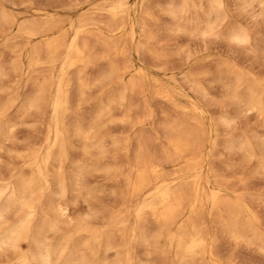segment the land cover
<instances>
[{"label":"rangeland","instance_id":"rangeland-1","mask_svg":"<svg viewBox=\"0 0 264 264\" xmlns=\"http://www.w3.org/2000/svg\"><path fill=\"white\" fill-rule=\"evenodd\" d=\"M117 1L0 0V185L8 184L1 204L22 177L41 185L5 208L0 234L24 217L22 202L35 205L29 238L0 248V263L32 260L38 252L32 235L60 207L58 229L46 238L57 248L53 264L71 251L89 264H264V112L248 100L252 81L264 90V0H222L218 12L210 0H123L127 11L113 17L109 7ZM82 20L87 24L75 41L87 44L83 62L68 49ZM30 24L41 32L26 33ZM60 34L66 44L55 58L42 49L44 57L33 64L32 48ZM69 54L75 64L67 62ZM45 83L46 98L34 104ZM194 117L203 130L182 161L197 158L198 165L180 170L170 138L178 129H196ZM139 157L165 169V185L188 184V198L199 178L206 224L201 255L187 256L150 210L137 211L160 181L125 200ZM59 173L67 184L62 194ZM215 188L223 202L213 209L208 195ZM193 200L185 201L180 220L197 218Z\"/></svg>","mask_w":264,"mask_h":264},{"label":"bare ground","instance_id":"bare-ground-1","mask_svg":"<svg viewBox=\"0 0 264 264\" xmlns=\"http://www.w3.org/2000/svg\"><path fill=\"white\" fill-rule=\"evenodd\" d=\"M187 1V0H185ZM184 1V3H186ZM211 1V8L215 11L221 9L222 7V0H210ZM209 1V3H210ZM182 2V1H181ZM176 4V3H175ZM181 4V3H180ZM186 5H183V7ZM176 7V6H175ZM110 12L112 14L113 17H116L119 15V13L122 12H126L127 11V3L123 0L117 1L114 4H112L110 7ZM171 8V6H170ZM195 8V7H194ZM169 9V8H168ZM178 11V10H177ZM109 12V13H110ZM213 12V11H212ZM218 12V11H217ZM171 13H173L174 15L177 16V13L175 9L172 8ZM125 14V13H124ZM173 14H171L172 16H174ZM187 14V13H186ZM216 15V14H215ZM175 16V17H176ZM199 16V15H198ZM6 17V16H5ZM4 18V17H3ZM119 18V17H118ZM124 19V18H123ZM1 20V19H0ZM85 21L82 20V24H80L79 28H77V30L75 31V35L72 41L69 42L68 44V49L71 52L75 53V56L80 57L82 56V62L86 58V53L84 52L85 50V46L87 44H83V46L79 43H77L75 41L76 37L79 35L80 33V28L85 26ZM87 24V23H86ZM112 24V23H111ZM117 24V23H116ZM114 25V24H113ZM210 25L204 29V32H206L207 30H211L210 29ZM118 26V25H117ZM120 26V25H119ZM8 27V26H7ZM113 27V26H111ZM6 28V27H5ZM128 28V27H127ZM194 28V27H193ZM25 32L28 33L31 36L37 35L40 31L37 29L36 26L34 25H28L25 27ZM43 31V30H42ZM5 32V31H4ZM41 32V31H40ZM44 32V31H43ZM127 32V31H126ZM208 32V31H207ZM83 33V32H82ZM203 33V31H202ZM244 34V33H243ZM65 35V34H64ZM60 34V35H56L54 37H51L49 39H46V43H45V47L42 46H34L32 48L31 51V60L33 62V64H36L39 62L40 60V55L42 54L43 57L45 55V52L49 55L50 58L53 59V57L56 55L58 49H60L61 47H63L66 44V37ZM83 35V34H82ZM128 35V34H127ZM247 35V34H244ZM245 36L241 35V34H235L232 36L233 39L238 40V41H243L245 38ZM248 38V37H247ZM8 42V41H7ZM21 42V41H20ZM43 42V41H42ZM35 44V43H34ZM127 44V43H126ZM41 45V44H40ZM14 46V45H13ZM87 47V46H86ZM45 50L41 51V50ZM128 49V48H127ZM12 51V50H11ZM30 51V50H29ZM42 52V53H41ZM44 52V54H43ZM93 52V51H92ZM85 53V54H83ZM10 54V53H9ZM123 55V54H122ZM76 57V58H77ZM55 58V57H54ZM80 58H78V60H81ZM46 60V59H45ZM87 61V60H85ZM53 62V61H52ZM67 62L69 64H75V59L72 57V55H68L67 56ZM78 62V61H77ZM67 63V64H68ZM89 64V63H88ZM43 65V64H42ZM68 66V65H67ZM115 67V66H114ZM117 67V66H116ZM120 67V66H119ZM35 68V67H34ZM47 69V68H46ZM118 69V68H117ZM112 70V69H111ZM40 71V70H38ZM114 71V70H113ZM41 72V71H40ZM116 72H118L117 70L114 72L116 74ZM49 73V72H48ZM136 73V72H135ZM111 74H113V72H111ZM114 75V74H113ZM45 76V75H44ZM123 77V76H122ZM136 77V76H135ZM131 80L130 86L133 88V86L137 83L136 80ZM238 80L241 81V75L237 76ZM132 79V78H131ZM31 82V81H30ZM249 82V81H248ZM251 82V81H250ZM140 83V82H139ZM41 84V83H40ZM142 85V84H141ZM158 85V84H157ZM49 86V84H48ZM60 92L61 94H65V90L61 87L62 85L60 84ZM39 88L37 89V91L34 94V97L32 98L33 103L34 104H40L45 98H46V94H47V83L42 84L40 86H38ZM50 88V87H49ZM142 88V87H140ZM249 88V97L248 100L250 101L251 105L255 106L256 108H258V110L260 112H264V90L262 91L260 89V83L257 81H252V83H250V85L248 86ZM134 90V89H133ZM138 90V89H137ZM167 91H165L164 96H168L169 95L166 93ZM246 92V91H245ZM240 94V93H239ZM49 95V94H48ZM235 96L237 95L234 94ZM70 96V95H69ZM68 96V97H69ZM247 96V95H246ZM66 97V96H65ZM67 99V97H66ZM168 99V98H167ZM122 100V99H121ZM65 103V102H64ZM115 103V102H113ZM39 106V105H38ZM104 106V105H103ZM111 106V105H110ZM253 109V108H252ZM255 109V108H254ZM5 110V109H4ZM37 111V110H36ZM107 111V110H106ZM102 112V111H101ZM100 113V112H99ZM101 114V113H100ZM190 114V113H189ZM101 116V115H100ZM194 119L196 121V124L198 127H196V129H178V132L171 137L170 139V144L173 148V157H171L170 155H167L168 157L173 158V160H181L180 164H182L180 170L186 168H195L198 165V160L197 158H194L190 161H182V158L185 157L186 155V151L189 148H192V146H194V137L195 136H200L201 134V130L202 129V121L197 118L194 117ZM127 120V119H126ZM181 127V126H180ZM201 129V130H200ZM177 131V130H176ZM175 131V132H176ZM0 132H3L2 128H0ZM200 132V134H199ZM79 133L80 132V128H79ZM87 135V134H86ZM85 136V135H83ZM89 138V137H88ZM200 143V142H199ZM196 144V143H195ZM120 146V145H119ZM144 146V145H141ZM147 147V146H146ZM97 148V147H96ZM202 148V147H201ZM196 149V148H195ZM62 150V149H61ZM144 150V148H143ZM101 151V150H100ZM105 151V150H104ZM103 151V152H104ZM145 151V150H144ZM151 151V150H150ZM102 152V151H101ZM148 152V151H147ZM153 152V151H152ZM195 153V152H194ZM145 154V153H144ZM143 154V155H144ZM201 154V153H200ZM147 155V154H146ZM148 156V155H147ZM145 157H139L136 158L135 163L133 165L130 166V169L132 170V172L134 173L131 179H128V187L126 190V193H124V198L125 200H131L133 197L135 196H143L145 194V190L147 189V187L153 182V181H160V185H158V187H156V189L152 192V196L153 198L149 199L148 201H144L142 203L139 204V207L137 209L138 212H142L144 210H150L153 215L156 216V218L162 222V226H165L168 230L166 236L168 238L169 241H175L176 239V246L178 249L182 250L187 256H195L198 254H202L203 250L205 246H206V235H205V231L204 228L205 227L203 225V222L205 223V221H202L204 219H202V217H204L202 215H200V212H202V208L204 206V200H203V196L202 193L200 192V188H199V181L197 179V177H194L192 179V183L194 186H192V190L193 193L191 197H189L190 199L192 197H194V200L190 202L191 204V211L194 212L195 214V218L194 216H191L188 219L180 220V216H182V210H183V205L185 203V201L190 200L188 198V195H186L185 192V187L183 186L182 183H175V184H167L165 185V183L162 181V179H166V172L165 169H161L160 166L158 164H155L152 162H150L151 160H147L144 159ZM160 158V157H159ZM162 158V157H161ZM161 160V159H160ZM166 161V160H165ZM163 162V161H162ZM179 166V165H178ZM10 170V169H9ZM82 170V169H81ZM179 170V171H180ZM170 171V170H169ZM177 171V170H176ZM178 171V172H179ZM176 172H174L175 174ZM56 174V173H55ZM61 173H59V176H57L58 178V182H59V186L61 187V194L64 193L66 191V185L65 184V178L63 175H60ZM171 174V173H170ZM1 175V174H0ZM118 175V174H117ZM197 175V174H196ZM172 176V175H171ZM181 176V175H180ZM200 176V175H199ZM177 177V176H176ZM19 178V177H18ZM172 178V177H171ZM206 178V177H205ZM21 179V183H20V189L17 190L15 188H11L8 193L6 194L5 197V201L7 202L5 203L6 205H2L1 204V196L4 193L3 191L8 188L6 186H8V184L5 185H0V218H2L4 220L3 216V212L6 210L5 208L10 207V205L18 202L19 200H21L23 198V195L27 192H32L35 188H37V186H39L40 183H38L36 181V179L32 178L30 180V178L27 179ZM168 179V178H167ZM162 181V182H161ZM166 181V180H165ZM41 182V181H40ZM5 183V182H4ZM184 183V182H183ZM186 183H184L185 185ZM41 186V185H40ZM39 186V187H40ZM156 186V185H155ZM154 186V187H155ZM189 188V187H188ZM187 188V189H188ZM58 189V188H57ZM191 189V188H190ZM39 190V189H38ZM152 190V189H151ZM191 190V192H192ZM219 190V189H218ZM36 191V190H35ZM58 191V190H57ZM7 192V191H6ZM37 193V192H36ZM29 194V193H28ZM35 194V193H33ZM5 195V194H4ZM208 195V194H207ZM34 196V195H33ZM28 197V196H26ZM31 199V198H30ZM35 199V198H34ZM33 199V200H34ZM148 199V198H147ZM223 198L220 196L219 192L216 190L211 189L209 195H208V201L210 202V206H216V205H220V203L223 202L222 200ZM124 200V201H125ZM28 201V200H26ZM35 201V200H34ZM33 202H25L23 204V208H26L27 211L25 212L24 217H22V219L20 220V222L13 226L12 228H10L7 232L1 233L0 234V248H3L5 246H14L18 242L19 240L21 241V239L26 238L28 236L29 228H30V222H31V216L33 214V206H35L34 204H32ZM10 204L8 207L7 205ZM21 204V203H20ZM21 204V205H22ZM218 205V206H219ZM18 206V205H17ZM216 208V207H215ZM232 208V207H231ZM33 209V210H32ZM214 209V207H213ZM23 210V209H22ZM51 210V209H50ZM239 210V209H238ZM7 211V210H6ZM63 212V208L61 209L60 207L57 208V213H54V215H49L44 219L43 223L40 226V229L33 234L32 236L34 237L36 246H37V250L38 252L35 254H32V260L34 259V261L36 262V264H53L55 262L52 261V256L55 254L56 252V246L47 243L46 238H47V232L49 231H54L59 224L60 221V216H63L62 214ZM238 212V211H236ZM203 214V212H202ZM232 214V213H231ZM239 214V213H238ZM245 214V213H244ZM142 216V215H141ZM117 217V216H116ZM138 217V216H137ZM201 217V220H200ZM241 217V216H240ZM113 218V216H112ZM199 218V219H198ZM227 218V217H226ZM1 221V220H0ZM6 221V220H5ZM145 221V220H144ZM181 221V223H179ZM238 221V220H236ZM3 222V221H2ZM32 223V222H31ZM176 223H178L177 226V233L173 232L172 226H174ZM224 223V222H223ZM241 223V222H240ZM3 224V223H2ZM161 225V224H160ZM177 225V224H176ZM1 226V225H0ZM9 226V225H8ZM7 226V227H8ZM244 226V224H243ZM6 227V228H7ZM32 227V226H31ZM83 227V226H82ZM86 228V227H85ZM164 228V227H162ZM4 229V228H3ZM37 229V228H36ZM58 229V228H57ZM6 230V229H5ZM207 231V229H205ZM29 231V232H28ZM106 233V232H105ZM164 233V232H163ZM208 233V232H207ZM143 234V233H142ZM100 235V234H99ZM141 235V234H140ZM208 235V234H207ZM31 236V235H30ZM156 236V235H155ZM96 238L98 237V234L95 235ZM145 237V236H144ZM29 238V236H28ZM104 238V237H103ZM100 239V238H99ZM107 239V238H106ZM249 240V239H248ZM23 241V240H22ZM126 240H123V242ZM49 242V241H48ZM112 242V241H111ZM121 244V243H119ZM118 244V245H119ZM96 246V245H95ZM121 246V245H120ZM6 247V248H8ZM18 247V246H16ZM70 247V246H69ZM124 247V246H123ZM11 248V247H9ZM109 248V246H108ZM115 248V247H114ZM12 249V248H11ZM65 249V248H64ZM63 249V251H64ZM125 249V248H124ZM62 250V249H60ZM108 250V249H107ZM36 251V250H35ZM126 251V249H125ZM58 252V251H57ZM67 252V250H66ZM76 252V251H75ZM94 252V251H93ZM180 252V251H178ZM92 253V252H90ZM182 253V252H180ZM183 253V255H185ZM25 254V253H24ZM57 254V253H56ZM61 254V252H60ZM59 254V255H60ZM76 254V253H75ZM72 251L69 253H66L63 257V263L61 264H89V262H87V256L85 257L84 255L79 256L75 255ZM94 254V253H93ZM26 255V254H25ZM57 254V256H59ZM205 255V254H204ZM23 256V255H22ZM13 257V256H12ZM62 257V258H63ZM130 257V255H129ZM204 257V256H203ZM55 258V257H53ZM59 258V257H58ZM57 258V259H58ZM60 259V258H59ZM58 259V260H59ZM30 257L28 259V257H25L21 260V264H30L29 263ZM30 260V261H32ZM96 261V260H95ZM129 258L127 257V263H129ZM206 261V260H205ZM208 261H206L207 263ZM59 263V262H58ZM95 263V262H94ZM1 264V263H0ZM185 264H189L187 262H185ZM208 264V263H207ZM211 264V263H210Z\"/></svg>","mask_w":264,"mask_h":264}]
</instances>
